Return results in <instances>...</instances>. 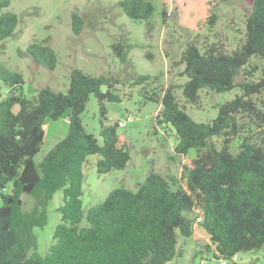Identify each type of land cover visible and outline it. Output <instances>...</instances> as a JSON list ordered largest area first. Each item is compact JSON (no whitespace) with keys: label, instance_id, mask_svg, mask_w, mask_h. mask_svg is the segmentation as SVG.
<instances>
[{"label":"trees","instance_id":"16d2710c","mask_svg":"<svg viewBox=\"0 0 264 264\" xmlns=\"http://www.w3.org/2000/svg\"><path fill=\"white\" fill-rule=\"evenodd\" d=\"M10 3L0 0V41L12 36L19 24ZM118 4L129 17L145 21L148 30L153 26V0H121ZM211 19L215 21L217 15ZM245 25V38L231 52L217 43L202 47L193 40L181 55L179 62L185 65L181 75L189 79L178 88L188 102L197 104L204 88L217 92L235 86L242 89L241 95L219 106L211 122L193 119L178 101L176 86L160 92L158 87L141 89L144 100L161 103L156 120L175 129V152L186 158L191 149L196 151L184 165L183 175L151 169L135 190L116 187L87 214L82 199L87 157L101 155L99 174L125 169L131 159L117 122L102 124V142L82 122L92 95L104 116L106 102L121 101L120 81L74 68L67 91L44 86L28 97L21 91L23 73L0 62V82L6 88L5 94L0 91V264H168L181 255L180 238L196 237L199 217L211 242L208 246L218 259L262 248L264 101L254 97L264 92V73L248 81L258 65L251 70L243 67L253 55L264 59V0H254ZM83 27L84 18L73 12L74 32L81 33ZM115 48L125 61L124 45ZM27 53L50 69L57 65V53L47 42H31ZM241 70L246 71L244 79L236 81ZM150 79L149 74L140 75L134 84L143 85ZM66 115L70 119L67 134L37 162L47 123ZM58 190L64 195L59 207L62 218L53 243L41 256L36 228L47 224L48 205ZM84 217L88 224L81 226Z\"/></svg>","mask_w":264,"mask_h":264},{"label":"rangeland","instance_id":"374dc122","mask_svg":"<svg viewBox=\"0 0 264 264\" xmlns=\"http://www.w3.org/2000/svg\"><path fill=\"white\" fill-rule=\"evenodd\" d=\"M10 1L9 8L18 14L19 24L12 36L0 41V62L23 73L25 82L21 91L26 96H34L44 86L67 91L70 72L74 68L120 81L117 87L121 101L106 102L104 116L97 98L92 95L82 113V122L86 131L102 142L100 129L103 123L126 121L125 127L118 126V133L126 139L131 159L125 169L99 174L97 162L101 155L87 157L83 165L85 214L116 187L135 190L151 169L181 177L184 165L196 155L195 149H191L186 158L175 152L176 131L171 125L157 122L156 116L162 105L158 101L144 100L143 86L148 90L158 87V92L176 86L178 101L198 122H211L217 117L222 103L242 94L239 86L224 92L204 88L199 92L197 104L188 102L183 90L178 88L189 79L181 75L185 65L179 61L193 40L202 47L217 43L226 51L235 50L245 38V19L254 0H153L156 9L149 30L145 21L125 14L118 4L121 0ZM73 12L84 18V27L79 34L72 28ZM213 14L217 15L215 21L211 19ZM33 41H44L52 46L58 56L54 69L35 61L27 53V46ZM119 43L124 45L125 61L115 48ZM255 65L258 69L248 76V81L258 80L264 73V59L257 55H253L243 69L251 70ZM242 70L236 81L244 79L246 71ZM144 74L151 75L152 79L143 85L134 84ZM0 91L4 94L6 91L2 82ZM254 98L258 102L264 101V92ZM15 110L18 111L19 106ZM68 116L47 123L44 143L35 156L37 162L67 134ZM129 116L131 120L127 121ZM182 184H186V179ZM2 203L0 191V206ZM63 204V191L58 190L48 205L47 224L36 228L41 256L46 255L54 241V230L62 218L59 207ZM87 224L84 217L81 226ZM195 231L194 238H180L181 255L168 264H219L212 246H208L211 243L209 236L199 223L195 224ZM238 261L240 264H264V246L256 251L239 253Z\"/></svg>","mask_w":264,"mask_h":264},{"label":"built area","instance_id":"2783aa9c","mask_svg":"<svg viewBox=\"0 0 264 264\" xmlns=\"http://www.w3.org/2000/svg\"><path fill=\"white\" fill-rule=\"evenodd\" d=\"M131 120V117L129 116L127 121ZM67 122H70V119H67ZM120 127H125L126 126V121H118L117 122ZM202 221V217H199L196 220V225ZM239 254H234L232 257H221L219 259V264H230L232 262L238 261Z\"/></svg>","mask_w":264,"mask_h":264},{"label":"crops","instance_id":"0c3cea01","mask_svg":"<svg viewBox=\"0 0 264 264\" xmlns=\"http://www.w3.org/2000/svg\"><path fill=\"white\" fill-rule=\"evenodd\" d=\"M61 139H62V138H61ZM59 141H60V140H59ZM59 141H58V142H59ZM58 142H57V143H58ZM57 143H56V144H57Z\"/></svg>","mask_w":264,"mask_h":264}]
</instances>
